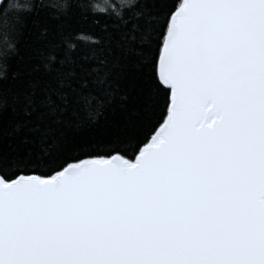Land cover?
Wrapping results in <instances>:
<instances>
[{
  "label": "snow or ice",
  "instance_id": "6c2138e0",
  "mask_svg": "<svg viewBox=\"0 0 264 264\" xmlns=\"http://www.w3.org/2000/svg\"><path fill=\"white\" fill-rule=\"evenodd\" d=\"M137 3L0 75V264H264V0Z\"/></svg>",
  "mask_w": 264,
  "mask_h": 264
},
{
  "label": "trees",
  "instance_id": "16d2710c",
  "mask_svg": "<svg viewBox=\"0 0 264 264\" xmlns=\"http://www.w3.org/2000/svg\"><path fill=\"white\" fill-rule=\"evenodd\" d=\"M2 7V5H0ZM139 10V3L132 9L124 11V16H129L132 12ZM92 16L80 7L78 0L70 4L68 12L64 15L54 16L52 10L46 6L34 9L29 13H22V26L19 28V34L12 36L10 43L14 44V49L7 55V73L10 75L18 58L25 57L31 52L34 40L45 38L46 30L61 23L71 27L75 34L77 47L87 49L92 41L99 35V29L92 23ZM111 79V78H110ZM103 87V85H101ZM87 118L86 113H82ZM98 119L103 120L102 115Z\"/></svg>",
  "mask_w": 264,
  "mask_h": 264
},
{
  "label": "clouds",
  "instance_id": "9594fccd",
  "mask_svg": "<svg viewBox=\"0 0 264 264\" xmlns=\"http://www.w3.org/2000/svg\"><path fill=\"white\" fill-rule=\"evenodd\" d=\"M74 0H0V20L5 17L9 22L15 24L17 29L22 26V13H29L38 6H46L50 8L54 16L64 15L68 12L70 4ZM84 5V10L90 15H115L117 11L121 14L128 9H132L135 5V0H80ZM12 36L5 30L0 28V75L7 73L6 65L4 64L5 55L12 52L14 44H11Z\"/></svg>",
  "mask_w": 264,
  "mask_h": 264
}]
</instances>
